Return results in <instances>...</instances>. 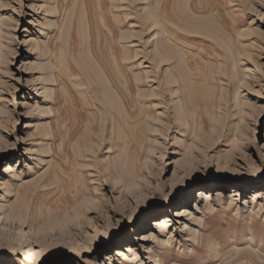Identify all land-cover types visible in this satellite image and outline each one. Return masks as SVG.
Returning a JSON list of instances; mask_svg holds the SVG:
<instances>
[{"label":"rangeland","instance_id":"1","mask_svg":"<svg viewBox=\"0 0 264 264\" xmlns=\"http://www.w3.org/2000/svg\"><path fill=\"white\" fill-rule=\"evenodd\" d=\"M258 172L264 0H0V264H264Z\"/></svg>","mask_w":264,"mask_h":264},{"label":"bare ground","instance_id":"2","mask_svg":"<svg viewBox=\"0 0 264 264\" xmlns=\"http://www.w3.org/2000/svg\"><path fill=\"white\" fill-rule=\"evenodd\" d=\"M190 149V148H189ZM204 161V160H203ZM199 162L197 164H194L193 166H191V168L189 169H184L182 167L181 162L177 161L176 162V170L174 172V174L172 175V177H170L169 179H161L159 184H157L156 187V193L159 194H163L166 195V190L171 188L173 189L175 192L176 190L181 186L183 181H189V183L191 185H196L197 184V179H199L201 176H204L206 183H210L212 181H215L218 179V175L217 172L219 171L220 166L222 165L220 159L218 157H212L209 158L207 162ZM229 162V160H228ZM228 164V163H227ZM226 166V165H225ZM231 166V165H230ZM163 170L165 171V169L163 168ZM225 173H228V169H225ZM246 174H252L251 172H248ZM254 180H252V185H258V184H262L264 182V173L258 172L256 173V175H254L253 177ZM237 180H235L236 182ZM176 196H170L168 197L167 200L163 201V204L161 207H165L167 206L169 203H174L176 202V200L179 199V195L178 193H176ZM259 192H254L255 198L253 200H256L260 197L259 196ZM151 200H154V196L150 197ZM22 236V234H20ZM19 235V236H20ZM122 247L114 250L116 251V255H113V252L105 254L103 256V261L104 263L101 264H116L117 261L119 260V258H121L122 256H124V251L121 250ZM67 256H62L63 260L64 258H66Z\"/></svg>","mask_w":264,"mask_h":264}]
</instances>
